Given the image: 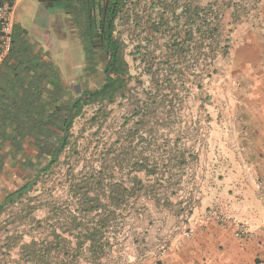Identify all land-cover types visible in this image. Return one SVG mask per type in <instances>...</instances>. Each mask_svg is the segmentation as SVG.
Instances as JSON below:
<instances>
[{"label": "rangeland", "instance_id": "374dc122", "mask_svg": "<svg viewBox=\"0 0 264 264\" xmlns=\"http://www.w3.org/2000/svg\"><path fill=\"white\" fill-rule=\"evenodd\" d=\"M263 1L131 0L116 29L132 76L126 95L100 118L87 107L47 174L29 141L0 174V202L33 182L0 215V264H137L190 234L209 192L228 188V104L242 77L262 71L243 35ZM42 55L70 92L104 81L101 65L83 76L77 32Z\"/></svg>", "mask_w": 264, "mask_h": 264}, {"label": "crops", "instance_id": "0c3cea01", "mask_svg": "<svg viewBox=\"0 0 264 264\" xmlns=\"http://www.w3.org/2000/svg\"><path fill=\"white\" fill-rule=\"evenodd\" d=\"M12 2L15 28L24 30L31 51L41 53L42 57L50 44L62 45L67 35L76 32L70 16L59 7L39 0ZM261 9L256 22H246L243 38L249 52L258 51V66L262 71L242 77L240 92L233 93L228 104V142L222 143L228 148V158L223 162L227 165L224 172L228 188L221 193L209 192L203 206L191 218L189 236L176 237L160 256L146 255L137 264H259L264 261V24L259 21L264 16V8ZM44 60L49 61L47 57ZM10 65L14 66L15 61H10ZM9 148L8 141L0 140V174L6 172L12 158ZM208 205L226 215L228 224L207 219ZM236 223L247 226L250 235L237 236Z\"/></svg>", "mask_w": 264, "mask_h": 264}, {"label": "trees", "instance_id": "16d2710c", "mask_svg": "<svg viewBox=\"0 0 264 264\" xmlns=\"http://www.w3.org/2000/svg\"><path fill=\"white\" fill-rule=\"evenodd\" d=\"M39 1L59 7L70 16L85 57L83 76H93L100 65L104 75L99 87L70 92L57 64L31 51L24 30L14 27L13 49L0 70V140L8 141L12 158L21 155L29 141L38 159H47L38 174H47L72 143V128L85 109L96 106L100 118L102 107L126 95L132 76L116 29L131 0ZM32 185L27 183L7 194L0 202V215L23 198ZM92 230L89 239L97 235Z\"/></svg>", "mask_w": 264, "mask_h": 264}, {"label": "built area", "instance_id": "2783aa9c", "mask_svg": "<svg viewBox=\"0 0 264 264\" xmlns=\"http://www.w3.org/2000/svg\"><path fill=\"white\" fill-rule=\"evenodd\" d=\"M13 9L12 0H0V70L13 49L15 27ZM206 217L207 219L217 221L221 225H226L229 222L226 215L218 210L208 211ZM235 226L237 236L246 238L250 235V230L243 223H236ZM189 235L190 234H187V236ZM259 264H264V261H261Z\"/></svg>", "mask_w": 264, "mask_h": 264}]
</instances>
